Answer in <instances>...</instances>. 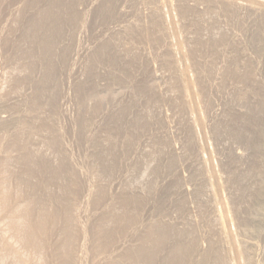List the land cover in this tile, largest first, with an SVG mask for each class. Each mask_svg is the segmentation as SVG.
Instances as JSON below:
<instances>
[{
  "label": "rangeland",
  "instance_id": "obj_1",
  "mask_svg": "<svg viewBox=\"0 0 264 264\" xmlns=\"http://www.w3.org/2000/svg\"><path fill=\"white\" fill-rule=\"evenodd\" d=\"M15 1L16 0H12V2H11L12 5L10 6L11 3H9L7 6L8 8L10 6L9 10L11 12L9 10H5V12H6V14H5L4 12H2L3 10L0 8V11L2 12V13L0 12V16L4 15V14H5V17L7 16V18L8 17L9 18L14 17L15 15L18 16L17 13L20 14V11H22L25 7V12L26 13H27V11L29 12V13H27L28 15L26 18H30V19L24 20V23L22 21H19V23H18V21H16V22L14 21L13 23L16 25H14L12 23V26L14 25L13 27L15 30H12L13 27H12V29L9 28L8 23H6L8 25L7 26L5 24L3 17H0V21L2 22V23L0 22L1 23L0 24V28H1L0 29V36H1L0 41L2 42V44H0V53H1L0 54L1 55L0 56V69H1L0 70V74H1V77H0L1 78L0 79V84H1L0 89L1 90H0V92H4V94H5L8 91L5 95H7V94H8V96L11 95L12 96V97L10 96L11 100L13 102H16L15 104L22 101V98H24L23 95L27 96L29 94V96L33 97L34 101H36L34 108L39 112L42 119L38 120V121H34V123L32 124V128H31L32 131H28V132H31L32 134L28 133V132L26 133V131H24L25 132V135H24V132H22V134H21L22 137L20 136L22 139L20 138L21 139L20 141H18V140L15 141L14 138H11L12 140L6 139L7 140L6 141L4 139L7 137H4V136H9V138H10L11 135L10 134L8 135L6 133H3V135L1 134V137H4V138H2L3 140L0 138V140H2L3 142L4 141L5 142L15 141V143L18 144L17 141L19 143H21L23 141L24 143L23 142L22 143L24 145L26 142V145H25L26 147L24 145H22V143H21V147L23 146L24 148L22 149L20 147V149L25 151L26 149L28 150L27 147H30L29 150L30 149L32 150V152L30 150L31 153L26 154L27 156L24 155L26 157H24V156L22 157V155H20L21 150L19 149V151H18L17 148L16 149L15 148L10 149L11 148L10 147L9 148L10 150L8 148L5 149L7 151L9 150L8 151L9 154L5 153V151H3L2 155L7 160V162H4V163H5V165L8 164L4 168L7 169V167H8V169H9L13 166L12 168L15 170L16 173L13 172L12 168H11L12 170L9 169L8 172L12 171L11 173H13L15 175L17 174L16 177H14V175L12 176L13 178L11 177L12 178L11 182L15 181V183H16V181H17V184H18V180L21 181V179L16 180L15 178H19L20 176L22 177L25 174L26 176L24 175L25 177H23V179H27V180H24L25 182L23 183L22 186H26L27 191L29 190L28 188H30V189H32L33 187L35 189L37 188V191H39L38 192L39 199H40V197H43L41 199L45 198V196H43L44 193L41 191V186L47 185L49 190H50L49 186H52L51 189H53L52 191H54V189L56 188V185L61 186V182H62V184L63 183L68 184V180L64 179L66 175L74 176L73 175L74 172H76L75 174H77L78 171L80 173H81V171H84L82 173L83 174L87 173L86 176L90 175L88 178L93 179V180L91 179V181H93V182H91V184L93 183V185L96 184L95 181L100 182V183L102 181H104V185H103V182L101 183V185H103V186H106V184H108V183H109L108 185H110V186L114 185L112 188L114 190H112V189L110 190L111 187L108 185L107 186L109 188L105 187L106 189H109L110 192L112 191L111 193L114 194V195L112 194L113 198L119 197L120 194L122 195V193L124 194V192L126 190L130 189L129 188L130 186H131V189H133L134 187H132V186L135 185V188L133 190H130L132 192L135 190V193H137L140 190L139 188H141L142 189V196L141 197H140L141 192L137 193L135 196H133V194H132V197H131L130 194H128L129 191L125 192V194L127 193L125 196L126 197L129 196L132 199H133V197H135L134 201L136 203L141 201V199L139 200V198H142V201L144 200V203L146 205L141 201L137 204H135V203L129 204L128 203L129 209H128L127 204H126V206H125L126 208L124 207L126 209V211H125V209H123L124 212H122L123 210L120 209V210H122L121 212L123 213L124 216H125V214L127 215V213H128V216L132 215L133 217H136L138 215L141 217V219H145V217H146L145 220H141L140 217H138V216L136 217V221L139 219L137 221V223L139 221L141 222L140 223L141 225L139 223H138V225L139 226L144 225L143 226L144 228L138 227V230L135 229L136 234H134L133 236L130 237V240H131L130 246L134 247V246L138 245V241L136 240L137 235H138V239H140L142 237L141 235L143 233V232H141V230L142 231H143V229L145 230V227H147L149 225V223L153 224L154 222H157V221L159 222V220H160V222L162 220H163L162 222H164V221L167 222V219H168V223H170V225H166V222H164L165 224L161 222V225L164 224L163 226H161L159 224L160 222L158 224L154 223L156 225H160L162 227V230H163V232L161 234L162 236H161V241L159 242V245L155 249H152V250H149V249H144V250L133 249L132 254H135L139 259L142 260V262H145L146 264L147 263H150V264H166V261H168L167 259L169 257L173 258V255L177 254L176 252L179 251L182 253V249H181L182 246L189 245V240H188L189 239V233L185 232L183 230L184 225H182V227L180 226L181 224L184 223L182 217L188 215L186 217L188 218L190 216L189 220H192L193 218H194L193 220H196V217H194V216H197V217L199 215L202 216V214H204L206 212L203 210L204 209L203 206L205 204H206L205 206H207L206 201H207V198H209V195H207V194H210V193H208L203 182H199L200 181L198 179L199 176L197 175L198 173H196V169H195L196 167L194 165V164H196V161H197L196 157H195L196 155L192 154L193 152H191V147L188 145L189 143L187 142L188 139L186 140V138H187L186 129L181 126L182 124L180 125L178 123V121H180V123H181V120L176 119L177 121H175V118H178L180 113L177 114V112H174L176 110L175 109L173 110L172 107H170L171 104L169 105V103H171V102H169L168 100H167L168 102L166 100H164L171 95L170 94L171 91L169 90V88L167 86L168 84L165 85L166 81L169 80L168 79L169 74L167 71H165V70L163 71V69L160 68L161 67V65L159 64L160 61L158 63H156L158 61L157 60L158 58H155L154 53H152L153 50L149 47L150 44H147V45H146V43L143 44V45L148 46L147 53L152 55L151 56L148 54V56L152 57L150 59V57H148L146 54L145 58L147 61L144 58V60L146 62L141 57H138L136 59V56L134 59L133 58L129 59V57H127L128 59L126 57L120 59L117 55H116V57H113L112 52L107 51L104 48V46H102V44L106 41L108 42V40H109V42H112V41L115 42L118 40L117 42H119V43L117 44V42H115V44L118 46V49L120 48L119 45H121V48H120L121 54L124 52L122 54V55H124L126 53V50L128 49V47L135 44L134 41L136 40V39L131 38V36L128 34V32L127 33L124 32V31H127V30H125L126 28H128V27H129V29L131 28V25H132L131 21L133 22V19L136 17V16H134L132 18V16H133L132 13H133V11L137 13V11L139 10L138 11L139 13H137V14H140V16L142 17V18L141 17L140 18L144 19L143 17L146 18V15H148V13L146 14V11H147L146 6L142 2L141 3L137 2L138 4L132 3V0L131 1L130 0H90V1L89 0H78V4H79L78 6H77V4L74 3L73 0H71V1L65 0L66 2L64 0H62L66 4L61 2V0H57V1L52 0L53 1L52 3H55L53 5H51L52 4L51 0H17V2H15ZM75 2H77V0H75ZM23 5H24V7L21 10V6H23ZM59 5L60 6L62 5V7H60ZM17 6L18 7L20 6L19 7L20 9ZM55 6L58 8H56ZM16 7L18 10H16L17 13L15 14L14 12H15ZM50 7H52V8L54 7L53 9L57 10V11L56 10L54 11V14H55V12L57 14H55V15L53 14L56 18L51 14L52 18H51V22H49L50 25H48V26L42 25L41 26V25H37L38 23L33 24V22L34 21L36 22L37 18L39 19L40 15H42L44 12H46V10L49 9ZM27 8H28V10H26ZM61 8H64V9L61 10ZM70 8H71V10H70ZM77 8L78 9L80 8L79 14L82 15L80 19H79L80 15L78 14ZM135 8L137 9L136 11H135ZM141 8H142V10H141ZM203 8L205 9V7L203 5L202 6L198 5V7H197L198 11L195 12V13H197V15L192 16L193 18L195 17V19H196L195 24L191 25L190 29H192L193 27H197L198 29L195 28V30L196 29L200 30V33L202 34L203 39L207 40L209 38V34L213 30L215 31V26L217 25V29L220 28L218 31H222V33L224 31V33L226 35H227V33L225 31H227L228 36L234 35L235 37H237V40H240L241 45L243 47H245L244 49H247L249 51V53H248V51L246 52V53H248L249 56L245 55L246 58L249 57L248 59H244L245 57H241L243 55H240L239 53L237 54V57H236V54L235 55L233 54L236 61H234L235 59L233 58V56L231 57L233 60H231V58H229L230 56L225 53V52H227L226 50H225V52H223V50L225 48L222 45L219 48V52H215V54L209 53V51L205 52L206 54L205 53L203 54V51H199V53L201 52L200 54L203 55V56L197 58V60L200 63L197 61V64H195L194 66L192 65L193 69L195 68L194 69L195 71H193V69H191L192 71L189 72V73H191L192 77H196V75H197V77H196L197 79H198V77H201L199 79L201 82H203L202 83L203 86H202L201 82L198 80L199 83L196 86L195 90L198 92V91H200L199 88L201 87V91H200L201 93L200 92H198V93L202 95V97L200 95V100L202 101L204 99L203 100L204 102L202 101L203 102L202 103L200 101L201 102L200 105H202V108L204 107L203 108L204 109L203 115L207 117V120H206L207 124L205 127L206 129L204 128L206 131L203 130V132L204 131L206 132L205 137L207 136L206 139H207V142L209 143L208 145H210V148L212 147L211 148L212 155H213L212 160L214 161L213 163L218 170L217 172L219 173L220 176L224 177V178L221 177L222 183L220 184V186H222V187L218 188V192L220 191V193H221V194L219 193L220 196H223L225 198V199L223 198L224 199L223 202H225L226 199H227L226 201L229 202V199L231 198L230 199L231 201L229 202V204H228V202H225V204H227L228 207H232V206H230L231 205L230 203H233L232 202L233 200H232V197L230 195H232L233 193L236 194V192L240 193L242 191V194H244V195L240 199V205L242 208H245V207H247V205H249V195L248 194L251 193V190L253 188V185L249 182L250 178H251L250 176L252 174H257V172L255 171L256 165H258L259 168L264 170V153L259 158L256 157L257 144H255L256 141H258L259 138L262 136V134H259L260 133L259 130H260L261 122L264 118V57H254L252 55L251 49L249 48V41L253 42V41H255V39L258 38V35H257L258 32L256 30H258L257 28L259 26V23L256 24L257 21H255V18H254L255 13L251 10H244V11H242L243 13H241V14L237 11H232L234 17L236 15H240V16H238L239 19L236 17V20H234V19H232L233 15H230V14H228V15L224 14L223 15L220 12L218 13V11L217 12L215 11L216 13H218V16H217V14H215V12L209 11V13L211 12L213 14V16L211 14V16L209 17L208 13H206L208 16L204 13L207 11H204ZM29 9H30V11H29ZM66 9L70 10L69 11L70 13L65 11ZM73 9H75V13H76L74 17H73L74 14L73 15L71 14V13H73L72 11H74ZM63 11L65 12L64 14H63ZM119 11H120L121 15L127 14V16L122 15L123 19L120 18L121 15H118ZM25 12L23 11L24 14H26ZM30 12H31V14H30ZM40 12H41V14H40ZM114 12H115V14H114ZM234 12H236V13H234ZM11 13H12V16H11ZM32 13H34L33 18L36 20H34V19L31 20V17H29L30 15H32ZM37 13L40 15H37ZM130 13H131V15H130ZM136 13H134V15H137ZM144 13H145V16H142V15H144ZM174 13H176L175 10H173V14ZM202 13H204V15L209 17V19L208 18H207L208 20L205 19L204 17H206V16L202 15ZM230 13H231V11H230ZM35 14L37 15V18H36ZM21 15H22V13H21ZM57 15H59V16H57ZM78 15H79V17H78ZM114 15H117V17L114 18L115 17ZM192 15H195V14H192ZM198 15H201L200 16L201 19H200V17H197ZM68 16H69V18H67ZM112 16H113V18H112ZM130 16H131V18H130ZM221 16H222V18H221ZM57 17L62 18V20L60 21V19H57ZM71 17L74 20L73 21L70 20L71 22L68 21L69 22V24H68L67 21H65V20L71 19ZM75 17H76V19H75ZM174 17L177 18L178 15H177V17L176 16H174ZM228 17L231 18L232 20L229 19ZM53 18H55V19H53ZM83 18H86L87 20L83 19ZM118 18H120L123 22ZM77 19H79V20H77ZM115 19H118L120 23L118 22V20H116V22H115ZM125 19L128 20V21H126L127 23L125 22ZM76 20H77V22H76ZM179 20H180V18L178 17L177 21L179 22V24L181 23L180 31H179V37L181 36L180 39H183V38L185 39V37H182V36L185 35L184 32H187L186 30L188 29L187 28L188 25H185L187 22L182 23L181 20L180 21ZM209 20H210V23L212 22V24H209L207 27L206 24H208V23L205 21L209 22ZM253 20L255 21V23ZM31 21H32V23H31ZM81 21L87 22V23H83V22L81 23ZM213 21H215V22H213ZM232 21H233V23H232ZM59 22L62 24H59ZM72 22H73V24H72ZM77 23L78 24L80 23V24L78 25ZM84 24H85V27L83 26ZM115 24H116V26H115ZM117 24H119V25H117ZM120 24L121 25L123 24L122 26L126 25L125 29H123L122 26H120ZM127 24H128V26H127ZM183 24L185 26L184 28H183ZM203 24H205V25L201 26ZM19 25H21V27ZM67 25H68V27H66ZM60 26H64V27H62L63 29ZM73 26H75V28ZM119 26H120V28H118ZM205 26L208 29H206ZM181 27H182V30H181ZM202 27H205V29H203ZM5 28L8 32L5 30ZM116 28H118V30ZM8 29L11 30L10 33H12V34L9 33ZM74 29H76V30H74ZM114 29H116L117 32ZM121 29H123L124 31H122ZM60 30L64 31V33L61 32ZM193 30H194V28H193ZM193 30H191V31H193ZM13 31H15V32H13ZM218 31L217 32L215 31V32L218 33ZM100 32H102V33H100ZM194 32L195 31H193V34H194ZM215 32H214V34H216ZM104 33H106L105 34L106 36L109 35V36H107L108 38L106 36H104ZM124 33H126V34H124ZM4 34H6V35H4ZM102 35H103V37H102ZM112 35L113 36L115 35V38L111 37ZM96 36H97V39L95 38ZM129 37H130V39H129ZM113 38H114V40H113ZM99 40H101V42H103V43L99 42ZM102 40H104V41H102ZM126 41L127 42L131 41L132 43L133 42L134 43L131 44V42H130V44H131L130 45L129 43L127 44ZM3 42H4V44H3ZM73 43H74V45H73ZM125 43H126V45H124ZM104 44H105V47L107 48L106 43H104ZM246 44H248V45H246ZM72 46H73V48H72ZM221 47H223V48L221 49ZM102 49H104L105 51L104 50L102 51ZM122 50H123V52H122ZM223 54H226V55H223ZM208 55L210 56V59H209ZM73 56H74V58H73ZM75 56H77L76 58L78 60L75 59ZM128 56H132V55H128ZM204 57H205V59H204ZM68 59L69 60L75 59L76 61H79V62L75 63V60H73V61H71V63H73V64H71ZM80 59H81V61H80ZM153 59H154V61H153ZM242 59H244V60H242ZM152 61H153V64H152ZM206 62H208V63L210 62L209 63L210 65ZM226 62H227V65H226ZM229 62H232L235 65H233ZM145 63H146V65H145ZM245 63H247V65H245ZM3 65H4V67H3ZM199 66H200V68H199ZM225 66H228V67H225ZM68 67H70V68H68ZM151 67L152 68L155 67L154 70ZM157 67H158V69H157ZM192 67H189V68H192ZM3 68H4V70H3ZM68 70L72 71V72H69ZM149 70H151V71H149ZM201 70L203 71V73ZM8 71L10 73H8ZM218 71H220L221 73ZM195 72H196V75H193V74H195ZM235 72H237V73H235ZM71 73L73 74V76H71ZM74 73H75V75H74ZM199 73H200V75L201 74L202 75L200 76ZM216 73H217V76H216ZM151 75L154 77L152 78ZM10 77H12V78H10ZM13 77H16L15 78L16 80H18L19 78L21 79L23 77L26 78V80H25L26 82H20V83L18 82L17 83V88H18V90L20 89L19 91L16 90L17 89L16 86H15V90H14V88L13 89H11V87L9 88V86L12 83ZM204 80H207V82L206 81L204 82ZM23 83H25L24 84L25 86H23ZM161 83L164 85H162ZM168 83H169V81H168ZM204 83H207V84H204ZM19 85L21 88L22 87L23 88L22 89L19 88ZM166 86L168 89L165 88ZM5 87L8 88V90ZM163 89H164V92L162 91ZM11 90L12 91L14 90V91L12 92ZM222 90H224V91H222ZM214 91H215V93H213ZM162 92L164 95L162 94ZM24 93H26V94H24ZM125 94L126 95L128 94V97L125 98V96H126ZM158 94L160 96L162 95L161 98L162 99L164 98V99L163 100L161 99V101H160V98L157 97ZM166 94L168 97L166 96ZM168 94H170V95H168ZM154 95H156V96H154ZM203 95H204V97H203ZM29 96H27V99L29 98ZM122 96H123V98H120ZM209 97H211V98H209ZM90 98L91 99H100V100H108L111 98L112 99L120 98L121 101H120V104H118V106L116 108L114 107V108L108 110L107 112L98 113L96 115V114H93L91 112V110L85 109L84 104L82 106L83 102L85 104L90 103V101H92V100H89ZM154 99L157 101H155ZM146 101L148 102V104L146 103ZM165 101L168 104L165 103ZM208 101H209V103H208ZM15 104H13V105H15ZM157 104L159 106H157ZM59 105H61V108ZM62 105H63V107H62ZM6 108H11V107H6ZM207 108H209L210 110H208ZM11 109L13 110L14 115H12L13 112H10ZM11 109H10V111L7 110V112H5L6 116H5L4 111H3V114L1 113L2 115L0 116V118L4 119V118H7V116L10 117V116H15V114L17 115L18 112L13 108H11ZM149 110L151 111L150 113H149ZM61 111L62 112L64 111L66 116H63L65 114L63 112V115H62ZM83 111H85L86 114ZM145 111H147L149 114V115L148 114L146 115V118L144 115ZM147 112H145V113H147ZM158 112H160V113L157 114ZM163 113H165V115ZM57 114H59V119L58 118L55 119V123L57 125L56 128L59 127L58 130L60 129L59 131L61 132V134L64 133L63 135H61L62 136V137H60L61 141L59 140V142L60 143L62 142L66 146H64L62 143H61V145H63V146H61L60 143L59 142L56 143L55 139H54V133H56V132H54L55 130L53 131V129H52L55 127L52 124V118L55 116L57 117L58 116ZM150 115H152V116H150ZM61 116H62V118H61ZM163 116L164 117L167 116V117L164 119ZM147 117H148V119H147ZM180 118H181V116H180ZM153 119H154V121H153ZM167 119H168V121H170V119H173V120H171L168 123V121L166 122ZM56 120H57V122H56ZM144 120L146 122H144ZM61 122H62V125H61ZM143 122L145 123V125L143 124ZM176 122H177V125H176ZM140 123L142 124V126ZM134 124H136V127L134 126ZM166 124H168V125H166ZM60 125H61V127H60ZM164 125H166L168 127H166ZM173 125L174 126L176 125V126L174 127ZM62 126H63V128H62ZM137 126H139V128L141 129L140 132H138V133H137V131L139 130V128ZM132 128H134V129H132ZM179 128H181V129H179ZM61 129H63V131H61ZM211 129H213V130H211ZM107 130L108 131L113 130L115 133L118 131V133H116L115 136L117 138L116 141L117 142L120 141V142L119 143L116 142L117 144L115 147L117 149H115V147L112 146L109 149L105 148V150L102 151V149H101L102 146L100 144L103 141H102V139L99 138V136L103 137L104 135H106L108 133V132H106ZM130 130H131V132L134 130V132H132L133 133L132 136L129 135V133L131 134ZM33 131H35L36 133H34ZM144 131H146V132H144ZM100 132H101V135H99ZM124 132L128 133L127 135H129V137L126 136ZM262 132H264V128H263ZM104 133H106V134H104ZM135 133H137V135H139V136H136ZM143 133L144 134L146 133V134L143 135ZM166 133H168V134H166ZM171 133H173V134H171ZM216 133L218 134V136ZM33 134H34L35 139H31V136ZM39 134L42 137L43 136L45 137V138L43 137L44 141L42 140L41 136L39 138L40 140H38L37 135H39ZM122 134H124L126 136V138ZM134 134H135V136H134L135 140H133ZM177 134H179L180 139H179ZM181 134H182V137H181ZM202 134L203 133L201 132V135ZM27 135H29V136H27ZM173 135L174 136L176 135V136L174 137ZM213 135H215V136L213 137ZM263 135H264V133H263ZM170 136H171V138H169ZM202 136H204V134ZM28 137H29V139H28ZM123 137H124V140H123ZM130 137H132L131 139L133 142L137 143V144L134 143L135 145L132 146V144H130L132 142H130L129 146L131 148H129V146L127 144H125L126 142L128 143V141L131 140ZM149 138H151V139H149ZM142 139H143V144H142V142H140V141H142ZM182 139H184L185 141ZM45 140H46V142L48 141L47 143L50 145H46L47 143L45 142ZM121 140H123V141H121ZM145 140H147L148 142L151 141L152 143L151 142L148 143ZM263 140H264V138L261 140V142H263L262 148H264V141ZM2 141H0L1 144L3 146L6 145V143L5 142L3 143ZM28 141H30V142L33 141V143H34V141H36L37 144L35 143L36 145L35 144L33 145V144H30V142H28ZM159 143L161 146H163V150H162V148H159V146H158ZM178 143H180V144H178ZM58 144L61 147L58 146ZM124 144H125V146H123ZM151 144H155V145H151ZM15 145H13L12 147H15ZM29 145H31L32 148ZM45 145L49 146V147H46ZM126 145L128 146V148H126V150H125V147H127ZM136 145L137 146L140 145L139 148L136 147ZM141 145H144V146H141ZM35 146H37V147H35ZM38 146H40L41 148H44V149L41 150V148H39ZM96 146H97V148H96ZM118 146L120 147V149ZM151 146H154L155 148L151 147ZM184 146H185V148H184ZM16 147H17V145H16ZM59 147H60V149H59ZM64 147H66V150H63V151H66V153L65 152L64 153L69 155V156H67L66 160H65L64 154L61 153V151H59V150L64 149ZM134 147H136L137 149H135ZM142 147H145V149L150 148L148 151L152 152L151 155L153 154V156L155 154V151H153L152 148H154L156 150L155 156L157 157V159H156V157L154 159V157L152 156L153 160L152 159L149 160L151 158V157H149L150 154L149 155L146 154V157L149 158V159H147L148 161H146V157H144L145 154H142L140 151L142 149ZM48 148H51V149H48ZM157 148H159V151H157ZM33 149H35V154L33 152L34 151ZM123 149H124V151H122ZM129 149H131V150H129ZM132 149H134V150H132ZM172 149L174 150L175 154L172 152L173 151ZM12 150H15V151H12ZM136 150H138V151H136ZM116 151H117V154L115 153ZM10 152L11 153L15 152L14 155L16 153H19L16 155L19 157V160H21V161L19 162L18 157H17V159L16 158L12 159L11 158L12 156L13 157H16V156H14L13 153L11 154ZM124 152H126V154ZM133 152L135 153L134 155H132ZM233 152L239 153V155L242 154L241 156H243V158H238L236 160L233 159V157H232ZM10 155H11V157H10ZM135 155H137V156H135ZM161 155H162V157H160ZM5 156L10 157V158H6ZM20 157H22V159ZM174 158H176V159H174ZM257 158H258V160H257ZM15 159H16V162H15ZM136 159L138 160V162L135 161ZM142 159H144V160H142ZM194 159H195V161L193 162ZM9 161L12 164L8 163ZM132 161L135 163H138V164L139 163L143 164V161H146V162H148V163L144 162L146 165L150 164V162L152 165L151 164L147 165L148 166V169H147V166L145 164H143L142 168H144L146 166L145 168L147 170L145 171V173H146L145 175H143V174L141 175V172H140L142 170V168L140 167L141 164H139V165L136 164V166L141 169L139 171H136L135 169L137 167L136 166H135V168L133 167ZM255 161H256V163H255ZM261 161L263 164L261 163ZM192 162H193V164H192ZM135 163H134V165H135ZM15 164H17V165H15ZM18 165H20V166L23 165V167H20ZM14 166H16L17 168L19 167L17 171H16V167L14 168ZM74 166L76 168H74V170H73L72 167H74ZM78 168L81 171L78 170ZM22 169L24 171L25 170H27V171L24 172V171H22ZM71 169H72V171H71ZM152 169H154V170H152ZM21 171L24 174H22ZM137 172L138 173L140 172V174H139V176L141 175L140 177L138 176ZM71 173H72V175H71ZM133 173H135V175L137 173L136 178L138 180L140 179V181H142L141 177L145 176L146 179H144L145 177L143 178V181L144 180L145 181L144 182L137 181V179L135 178V175ZM152 173L155 175H153ZM151 176L152 177L155 176V177L152 178ZM119 177H121V178H119ZM127 177H129V178L131 177V179L129 180V178H128L127 180H125ZM194 177H196V180ZM99 178L101 179V181ZM150 178H152V179H150ZM162 178H163V180H162ZM225 178H227L229 182L228 181L226 182L224 180ZM63 179H64V181H63ZM111 179H113V180H111ZM232 179H233V182L231 181ZM65 180H66V182H65ZM134 180H136L138 182V184ZM105 181H107V183ZM111 181H113V184ZM123 181H125V182H123ZM149 181L153 182V183H150ZM243 181H244V184H243ZM139 182L142 183L141 184L142 186H143V184L145 185L144 189L141 187ZM185 182H187V183H185ZM192 182H194V183H192ZM248 182H249V186L247 187L246 184ZM15 183L14 184L11 183V186L14 185L13 186L14 189H12L13 187H11V191L15 190V188H16ZM148 183H150V184H148ZM201 183L203 185H201ZM151 185H152V187H151ZM63 186H65V185H63ZM123 187H125V188H123ZM240 187L242 190H240ZM119 188L121 190H119ZM228 188H229V190H228ZM231 188H232V190H231ZM136 190H137V192H136ZM222 191L224 194L222 193ZM229 192H231L232 194H230ZM263 193H262L261 201H260V199H259V201L261 203V208L264 210V195H263ZM138 194H139V197H138ZM144 195H146V197H145L146 199L143 197ZM109 196H111V195L107 194V197H109ZM201 196L202 197L204 196V197L202 198ZM111 198H112V196H111ZM135 199H137V200H135ZM197 200H198V202H200V201L202 202V200L203 201L206 200V201L202 202L201 204L199 203V205H198ZM191 201L192 202L194 201L193 203H195V204L193 205V203ZM109 202H106L107 204L106 203L103 204L104 208L101 207V209L103 208L102 209L103 211H104V209H106L105 207H107V206L110 207L115 203V201L113 202V199H112V205H110L111 203L109 204ZM115 204H117V201ZM105 205H107V206H105ZM234 205H236V204H234ZM136 206H137V208H136ZM194 207H196V208H194ZM197 208H198V211L196 210ZM200 208H202V211H204L203 213H202ZM102 210L100 212H102ZM189 212L191 213V215ZM255 212H256V209L254 208V210H253V212H251V214H252V219H254L255 221L253 223L249 224V226H248V230H250L251 232H254V231L256 232L257 230H259L258 226H257V218H259V215L255 214ZM198 218H200V220H198ZM198 218L196 221L193 222V224H195L194 230L197 229V231H194V233L196 232L195 234H197V232H198L197 235H199V233H200V235H202L207 230V228H205V227H207L206 225L209 222L207 219L203 220L202 217H200V216ZM147 219H149L151 221H149ZM155 220H157V221H155ZM179 222H181V223H179ZM195 222L199 223V227L197 226L198 223H195ZM200 224H202V227H200L201 226ZM204 224H205V227H203ZM138 225H136V227ZM202 228L206 229L205 231L203 229V231H204L203 233H202V231H200V229L202 230ZM138 231H140V232H138ZM201 241L203 242L204 240H201ZM201 244H203V243H201ZM203 245H206V243ZM19 249H20V247H19ZM146 255H150L151 256L150 259H148L146 257ZM9 258H11V257H9ZM181 258L184 260L185 255L183 254ZM186 259H189V255H187V254H186Z\"/></svg>",
  "mask_w": 264,
  "mask_h": 264
},
{
  "label": "bare ground",
  "instance_id": "obj_2",
  "mask_svg": "<svg viewBox=\"0 0 264 264\" xmlns=\"http://www.w3.org/2000/svg\"><path fill=\"white\" fill-rule=\"evenodd\" d=\"M55 1H57V0H55ZM73 1H74L75 4H77V6L79 5L78 4V0H77V2H75V0H73ZM11 2H12V0H0V8L3 10L2 12H4L6 14L5 10H9L10 6L12 5ZM15 2H17V0ZM52 2L53 1L51 0V3ZM61 2H63V1L61 0ZM65 2H63V3H65ZM137 2H139V3L142 2L146 6L147 11H148V12L146 11V14L148 13V15H146V18L143 17L144 19H141L142 17L140 16V14H137V13H139L138 12L139 10L137 11V13L133 11V13L131 12L133 14L132 18L134 16H136V17L133 19V22L131 21V24H132V25L130 24L131 28L129 29V27H128V28L125 29L126 25L122 26L123 24L122 25L120 24V26H122L123 29L127 30V31H124L123 29H121L122 31H124L126 33L128 32V34L131 36V38L136 39L134 41L135 44H133L134 42L132 43L130 41L131 44H133V45H131L130 42L126 41V43L127 44L129 43L131 46L128 45L129 46L128 49H127L128 51L126 50V53L124 55H122L124 53L123 52L124 49L122 50L123 53L121 54V50H120L121 45H119L120 48L118 49V46L115 44V42H117L118 40L115 41V42H113V41L109 42V40H108L109 43L107 41L104 42V43H106L107 48L105 47V44L103 42H101V40H99V42L103 43L102 46H104V48L107 51L112 52L113 57H116V55H117L120 59L124 58V57H126V58L129 57V59L130 58L134 59L135 56H136V59L138 57H141V58H143V60L146 57V54H147V56L149 54V53H147L148 46H146V45L150 44L149 47L153 50V52L152 51L151 52L154 53L155 58H158L157 59L158 61L156 63H158L160 61V63H159L161 65L160 68H162L163 71L164 70L167 71L168 74H169L168 75L169 76L168 77L169 83H168V81H166L165 85L168 84L167 86H168L169 90L171 91V93H170L171 95L168 94V95H170L168 97L167 94H166V96L168 98L165 97L166 99H164V98L163 99L166 100V101L168 100L169 102H171V103H169V105L171 104L170 107H172L173 110L174 109L176 110L174 112H177V114L178 113L181 114V115L179 114L178 118H175V121H177L176 119L181 120V123H180V121H178V123L180 125L182 124L181 126L186 129V134H187L186 140L188 139L187 142L189 143L188 145L191 147V152H193L192 154L196 155L195 157H196L197 161H196V164H194V165L196 167L195 168L196 169V173H198L197 175L199 176L198 177V179L200 180L199 182H203V184L205 185L208 193H210V194H207V195H209V198H207V201L205 200L206 203H207V206H205L206 205L205 203H204L205 204L204 206L202 205L204 207L203 210L206 211V212L204 214H202V216L199 215L200 217H202L203 220H206V219L208 220L209 223H207V225H206L207 227H205V224L203 226V227L207 228V230L205 228H202V230L200 229V231H202V233L206 230L202 235H200V233H199V235H197L198 232H197V234H195L196 232L194 233V231H197V229L194 230V225L195 224H193V222L196 221L199 216L198 217L194 216V217H196V220H193L194 219L193 218L192 219L193 221L189 220L190 216L188 218L186 217L188 215L182 217L184 223L181 224L180 226L182 227V225H184L183 226L184 227L183 230L185 232L189 233V239H188L189 240V245L182 246V248H181L182 249V253L178 251V252H176L177 254L173 255V258L169 257L167 259L168 261H166L165 259L164 260L166 261V264H264V210L261 208V203H260L261 197H262V193L264 192V170L259 168L258 165H256L255 166V171L257 172V174H252L250 176L251 178H250L249 182L253 185V188L251 190V193L248 194L249 195V205H247V207L242 208L241 205H240V199L244 195V194H242V191L240 193L236 192L237 195L234 194V193L232 194L231 192H229L230 194H232V195H230L232 197V200H233L232 201L233 203H230L231 204L230 206H232V207H228L227 204H225V202H228V201H226L227 199L225 200V202H223L225 198L223 196H220V194H221L220 191L218 192V188L222 187V186H220V184L222 183V179H221L222 176L219 175V173L217 172L218 170H217L216 166L213 163L214 161L212 160V156L213 155H212V150H211L212 147L210 148V145H208L209 143L207 142V139H206L207 136L205 137V133H206L205 132L206 131L205 127H206V124H207V121H206L207 117L203 115V110H204L203 108L204 107L202 108V105H200V103L204 100V99L202 101L200 100V95L201 94L198 93V92L201 91V87L199 88L200 91L197 92L195 90L196 86L199 83L198 80L200 81L199 78H201V77H198V79H197L196 78L197 77L196 72H195V74H193V75H196V77H192L191 73H189V72L192 71L191 69H193L192 65L194 66L195 64H197V61H198L197 58L203 56V55L200 54L201 52L199 53V51H203V54L205 52H207V51H209V53H214L215 54V52H219V48L222 45L225 48L223 50V52H225V50H226L227 52H225V53L230 56L229 58H231L233 56V54L234 55L236 54V57H237V54L239 53L240 55H243L241 57H245V55L247 56L248 53H249V51L247 49H244L245 47H243L241 45L240 40H237V37H235L234 35H233L234 37L232 35L228 36V32L227 31H225L227 33V35L224 33V31H223V33H222V31H218L220 28L217 29V25L215 23H214L216 25V26L214 25L215 26V31L216 32L218 31V33H216L213 30L209 34V38L207 40L203 39L202 34L200 33V30H197L198 29L197 27H193L192 26L194 28V30H193V28L190 29V26L195 24V20L196 19H195V17L193 18L192 16H196L197 15V13H195V12L198 11V9H197L198 5L199 6L203 5L205 7L206 10L204 8L203 9H204V11H207V12H204V13L205 14L208 13L209 17L212 14L211 12L209 13V11H212V12H215V11L217 12L218 11V13L220 12L223 15L224 14L225 15L226 14L227 15L228 14L233 15L232 11H237L240 14L243 13L242 11H244V10L253 11L255 13L254 14L255 21H257L256 24L259 23V26L257 28L258 30H256L258 32L257 33L258 38L256 37L257 39H255V41H253V42L249 41V48L251 49L252 55L254 57H264V0H134V1L132 0V3L136 4ZM9 3H11V4H10V6L8 8L7 6H8ZM53 4H55V3H52L51 5H53ZM17 7H16L15 12H14L15 14L17 13L16 10H18ZM23 7H24V5L21 6V10L23 9ZM60 7H62V5ZM28 8L26 10H28ZM53 8L50 7L49 9H47L48 11L46 10V12H44L42 15H40L41 12H40V14L37 13V15H40L39 19L37 18V15L35 14L37 20L33 18V15L35 13L34 11H33L34 13H32V15H30L29 17H31V20L32 19L36 20V22L34 21L33 24L38 23L37 25H41V26L42 25H47L48 26V25H50L49 22H51V18H52L51 14L53 15L54 11L56 10V9L54 10ZM56 8H58V7H56ZM142 8H141V10H142ZM30 9H29V11H30ZM63 9L64 8H61V10H63ZM79 9L77 8L78 14L80 13ZM70 10H71V8H70ZM70 10L66 9L65 11L69 12ZM73 10L74 11H72L73 13H71V14L72 15L74 14L73 15V17H74L76 13H75V9H73ZM136 10L137 9L135 8V11ZM173 10H175L176 13L173 14ZM23 11L25 12V7H24V9L22 11H20V14L17 13L18 16L15 15L14 17H11V18L8 17L7 18V16L5 17V14H4V15H1L0 17H3V19L5 21V24L8 23L9 28L12 29V27L14 25H16V24L13 23L14 21L15 22L18 21V23H19V21H22L24 23V20L30 19V18H26L27 15H28L27 13H29V12L27 11V13L25 12L26 14H24ZM230 11H231V13H230ZM216 12H215V14H217V16H218V13H216ZM21 13H22V15H21ZM64 13L65 12L63 11V14ZM131 13H130V15H131ZM134 13H136L137 15H134ZM204 13H202V15H204ZM234 13H236V12H234ZM30 14H31V12H30ZM55 14H57V13L55 12ZM114 14H115V12H114ZM192 14H195V15H192ZM79 15H78V17H79ZM118 15H121L120 11H119ZM122 15H121L120 18H122ZM125 15L127 16V14H125ZM125 15H123V16H125ZM173 15L176 16V17L178 15V17L180 18L181 22L182 23L187 22L185 25L189 26V27L187 26V28H188L186 30L187 32H184L185 35L182 36V37H185V39L183 38L184 40L180 39L181 36L179 37V31H180L181 23L179 24V22L177 21L178 17L175 18ZM206 15H204V16H206ZM11 16H12V13H11ZM57 16H59V15H57ZM69 16L67 18H69ZM81 16L82 15H80L79 19L81 18ZM114 16H115L114 18L117 17V15H114ZM142 16H145V13ZM200 16L201 15H198L197 17H200ZM207 16L204 17V18L205 19H207V18L209 19V17H207ZM212 16H213V14H212ZM238 16H240V15H236L235 17L233 15L232 19L236 20V17L239 19ZM55 18H53V19H55ZM112 18H113V16H112ZM120 18H118V19H120ZM130 18H131V16H130ZM221 18H222V16H221ZM57 19H60V21L62 20V18H58V17H57ZM75 19H76V17H75ZM79 19H77V20H79ZM83 19H86V18H83ZM118 19H115V22ZM200 19H201V17H200ZM229 19H231V18H229ZM70 20L73 21L74 19H72V17H71V19H68V20H65V21H67V23L69 24L68 21H70ZM77 20H76V22H77ZM126 21H128V20L125 19V22ZM255 21H254V23H255ZM82 22L83 21H81V23ZM118 22H119V20H118ZM205 22L208 23V24H206L207 27H208L209 24H212V22L210 23V20H209V22L208 21H205ZM213 22H215V21H213ZM12 23L14 24L13 26H12ZM31 23H32V21H31ZM83 23H87V22H83ZM232 23H233V21H232ZM59 24H62V23L59 22ZM72 24H73V22H72ZM128 24H127V26H128ZM117 25H119V24H117ZM204 25L205 24H203L201 26H204ZM19 26L21 27V25H19ZM83 26L85 27V24ZM115 26H116V24H115ZM120 26L118 28H120ZM60 27L62 28L64 26H60ZM66 27H68V25ZM73 27L75 28V26H73ZM184 27L185 26L183 24V28ZM205 27H202V28L205 29ZM207 27H206V29H208ZM118 28H116V29L118 30ZM195 28H197L196 29L197 31L195 30ZM116 29H114V30L116 31ZM5 30H6V28H5ZM12 30H15L14 27H13ZM74 30H76V29H74ZM181 30H182V27H181ZM191 30L195 31L194 34H193V31H191ZM10 31L11 30H9V33H10ZM13 32H15V31H13ZM61 32L64 33V31H61ZM102 32H100V33H102ZM214 32L216 34H214ZM126 33H124V34H126ZM10 34H12V33H10ZM105 34L106 33H104V36H106ZM4 35H6V34H4ZM107 36H109V35H107ZM102 37H103V35H102ZM111 37L115 38V35L114 36L112 35ZM95 38L97 39V36ZM114 38H113V40H114ZM129 39H130V37H129ZM102 41H104V40H102ZM118 43L119 42H117V44ZM126 43L124 45H126ZM144 43H146V45H143ZM0 44H2V42ZM3 44H4V42H3ZM73 45H74V43H73ZM246 45H248V44H246ZM72 48H73V46H72ZM222 48L223 47H221V49ZM103 50L104 49H102V51ZM247 51H248V53H246ZM226 54H223V55H226ZM128 55H132V56H128ZM149 55H151V54H149ZM76 57L77 56H75V59L78 60ZM148 57H150V56H148ZM73 58H74V56H73ZM151 58L152 57H150V59ZM233 58H234V56H233ZM248 58L245 57L244 59H248ZM75 59H73V60H75ZM204 59H205V57H204ZM209 59H210V56H209ZM244 59H242V60H244ZM73 60L70 59L69 62L71 63V61H73ZM76 60H75V63L79 62V61H76ZM145 60H146V58H145ZM231 60H233V59L231 58ZM80 61H81V59H80ZM153 61H154V59H153ZM153 61H152V64H153ZM234 61H236V59ZM206 63H208V62H206ZM229 63L235 65L234 64L235 62L234 63L229 62ZM71 64H73V63H71ZM145 65H146V63H145ZM226 65H227V62H226ZM245 65H247V63H245ZM3 67H4V65H3ZM189 67H192V68H189ZM225 67H228V66H225ZM68 68H70V67H68ZM154 68H152V69L154 70ZM199 68H200V66H199ZM157 69H158V67H157ZM194 69H193V71H195ZM3 70H4V68H3ZM9 71H8V73H10ZM149 71H151V70H149ZM220 71H218V72H220ZM69 72H72V71H69ZM202 73H203V71H202ZM235 73H237V72H235ZM74 75H75V73H74ZM199 75H200V73H199ZM71 76H73L72 73H71ZM216 76H217V73H216ZM0 77H1V74H0ZM153 77L154 76H152V78ZM10 78H12V77H10ZM15 78L16 77H13L12 83L10 82L11 85L9 84L10 85L9 88L10 87H11V89L14 88V90H15V86L17 88V83L18 82L19 83L20 82H26L25 81L26 80L25 77H23L21 79L19 78L18 80H16ZM205 81L207 82V80H204V82ZM202 83L203 82H201V85H202ZM24 84L25 83H23V86H25ZM204 84H207V83H204ZM162 85H164V84H162ZM167 86L165 88H167ZM19 88H21L20 85H19ZM6 89L8 90V88H6ZM16 90H18V88ZM162 91L164 92V89ZM222 91H224V90H222ZM163 92H162V94H163ZM213 93H215V91ZM5 94H4V92H0V116L3 114V111H4V114H5V112H7V110L10 111L11 108L15 109L19 114L17 113V115L15 114V116H10L11 114L8 112L10 114L9 115L10 117L7 116V118H4V119L0 118V138L2 139L4 137H7L4 140H6V139L12 140L11 138H14L15 141L16 140L20 141L22 139L21 138L22 137L21 136L22 132L26 131V133H27L28 131H32L31 128H32V124L34 123V121L41 120L42 118H41V115L39 114V112L34 108V105H35L36 101H34V98L29 96V94L27 95V96H29L28 99H27L26 95H23L24 98H22V101H20L17 104H15L16 102H13L11 100V97H12L11 95H10L11 96L10 97V96H8V94L7 95H5ZM24 94H26V93H24ZM154 96H156V95H154ZM161 96L159 94L157 95V97L160 98V101L162 99ZM126 97H128V94L125 96V98ZM201 97H202V95H201ZM203 97H204V95H203ZM120 98H123V96L120 97ZM120 98H117V99H112L111 98V99H108V100H100V99H91L90 98L89 100H92V101H90V103H87V104H85L83 102L82 106L84 104V108L85 109L91 110V112L93 114L97 115L98 113L107 112L108 110H110V109H112L114 107L116 108L118 106V104H120V101H121ZM209 98H211V97H209ZM155 101H157V100H155ZM166 101H165V103L168 102V101L167 102ZM146 103L148 104L147 101H146ZM208 103H209V101H208ZM13 104H15V105H13ZM59 106L61 108V105H59ZM157 106H159V105L157 104ZM6 107H11V108H6ZM62 107H63V105H62ZM207 109L210 110L209 108H207ZM10 112H13V110L11 109ZM63 112H62V115H63ZM83 112L86 114L85 111H83ZM145 112H147V111H145ZM145 112H144V115H145V118H146V115L148 114V112L147 113H145ZM150 112L151 111L149 110V113ZM159 113L160 112H158L157 114H159ZM64 114H65V112H64ZM163 114L165 115V113H163ZM12 115H14V112H13ZM57 115H58L57 117L55 116V117L52 118V124L55 126L52 129H53V131L55 130L54 132H56V133H54V139H55L56 143L59 142L60 137H62L61 135L64 134V133L61 134V132L59 131L60 129L58 130L59 127L56 128L57 125L55 123V119L56 118L59 119V114H57ZM5 116H6V114H5ZM63 116H66V114L63 115ZM150 116H152V115H150ZM180 116H181V118H180ZM166 117H164V119ZM61 118H62V116H61ZM147 119H148V117H147ZM145 120H144V122H146ZM171 120H173V119H170V121ZM153 121H154V119H153ZM167 121H168V119L166 120V122ZM170 121H168V123ZM56 122H57V120H56ZM62 122H61V125H62ZM144 122H143V124L145 125ZM61 125H60V127H61ZM166 125H168V124H166ZM166 125H164V126H166ZM176 125H177V122H176ZM134 126L136 127V124H134ZM141 126H142V124H141ZM137 127L139 128V126H137ZM166 127H168V126H166ZM62 128H63V126H62ZM181 128H179V129H181ZM263 128H264V118H263V120L261 122L260 130H259L260 131L259 134H262V136L255 143V144H257L256 157H258V158L264 153V148H262V143L263 142H261V140L264 138V135H263L264 132H262ZM132 129H134V128H132ZM213 129H211V130H213ZM113 130H109V131L107 130L106 132H108V133L107 134L104 133L106 135H104L103 137L99 136V138L102 139V141H103L100 144L102 146V148L100 147L102 149V151L105 150V148L109 149L112 146L115 147L116 144L120 142V141H118V142L116 141L117 138L115 136L116 133H118V131L115 133ZM131 130H130V132H131ZM140 130L141 129L139 128L137 133L140 132ZM203 130H205V131L203 132ZM61 131H63V129H61ZM33 132L36 133L35 131H33ZM132 132H134V130ZM132 132H131V134L129 133L130 136H132V134H133ZM144 132H146V131H144ZM201 132L204 134V136H202L203 134L201 135ZM3 133H6L8 135L10 134L11 137L10 138H9V136L1 137V134L3 135ZM28 133H31V132H28ZM137 133H135L136 136H139V135H137ZM168 133H166V134H168ZM127 134L128 133H125V135L129 137V135H127ZM135 134L133 135V140H135L134 139L135 138L134 137ZM145 134L143 133V135H145ZM171 134H173V133H171ZM24 135H25V132H24ZM99 135H101V132H100ZM122 135H124V134H122ZM125 135H124V137L126 138ZM177 135L179 137V134H177ZM27 136H29V135H27ZM32 136H31V139H35L34 138V134ZM40 136H41L40 134L37 135L38 140H40L39 139ZM214 136L215 135H213V137ZM217 136H218V134H217ZM43 137H42V140L44 141L45 137L44 138ZM124 137H123V140H124ZM181 137H182V134H181ZM131 138L132 137H130V139ZM169 138H171V136ZM28 139H29V137H28ZM149 139H151V138H149ZM179 139H180V137H179ZM2 140H0V141H2ZM123 140H121V141H123ZM182 140H184V139H182ZM15 141H13L14 143L13 142H5L4 141L6 143V145H4V146L0 142V264H146L145 262H142V260L139 259L135 254H132V250L133 249H141V250H144V249H149V250L155 249L159 245V242L161 241V236H162L161 234L163 232L161 226H163L165 224L164 222H166V221L162 222L163 221L162 220L161 222L164 223V224L161 225L160 220H159L160 223L157 220H155L157 222H154V223H157V224L159 223L161 226L160 225H156L154 223L153 224L149 223V225L147 227H145V230L143 229V231H142L140 229L141 232H143V233H142V235H141L142 237L140 239H138V235H137L136 240L138 241V245H136L134 247L130 246V241H131L130 237L133 236L134 234H136L135 233V229L138 230V227L144 228L143 227L144 225L143 224H142L143 226H139L138 225V223L139 224L141 223L140 221L137 223V221L139 219L136 221V217L138 215L136 217H133L132 215L128 216V213H127V215L125 214V216H126L125 217L122 212H124L123 209L126 208L125 207L126 204H127V207H128V203L129 204H131V203L137 204V203L142 201V198H139V200L141 199V201L136 203L134 201L135 197H133V199L131 198L132 194H133V196H135L139 192H141L140 193V197H141L142 196V189L141 188H139L141 191L138 189L139 190L138 192L136 190L137 193H135V190L133 191L134 192L133 193L130 190H133L135 188V185L132 186V187H134L133 189H131V186H130L129 187L130 189L128 188L129 190H126V189L125 190L127 192L129 191L128 194H130L131 197H129V196L126 197L125 196L127 194V193L125 194L126 191L124 192L122 190L124 192V194L122 193V195L120 194L119 197L113 198L114 194L111 193L112 191L110 192L109 189L105 188V187L109 188L108 186H110V185H108L109 183L106 184L107 181H105L106 182L105 183L106 186H103L104 185V181H102L103 185H101L102 182L101 183L100 182H96L95 181L96 179H95L94 181H95L96 184L93 185V183L91 184V182H93V181H91L92 178L91 179L88 178L90 175L86 176L87 173L83 174L82 172H84V171H81L78 168V170H80L81 173L78 171L79 173L77 172V174H75L76 172H74V174H73L74 176H70L69 175L70 177L68 175H66L64 179L68 180V184L67 183L66 184H64V183L62 184V182H61V186L56 185V188L53 186L55 188L54 191H52L53 189H51L52 186H49L50 190L48 189L47 185L46 186H41V191L44 193L43 196H45V198L41 199L43 197H40V199H41L40 200L39 196H38V192L39 191H37V188L36 189L34 187L32 189L28 188L29 189L28 190L29 192H28L27 191V187L26 186H22L23 183L25 182L24 180H27V179H23V177L26 176L24 173H22V171H24L23 169H22L21 173L24 174L25 176L23 175L22 177L20 176L19 178H15L16 180L17 179H21V181L18 180V184H17V181H16V183H15V181L11 182L12 181L11 179L13 178L12 176L14 175V177H16L17 174L15 175V174L11 173L12 171L8 172V170L11 169L13 166L11 167L9 165L11 167L9 169H8V167H7V169L4 168L8 164L5 165V163H4V162H7V160L2 155L3 151H5V153H8V154H9L8 151L10 149H12V148L13 149L17 148L18 151H19V149L21 147V143L23 142L22 141L21 143H19L17 141L18 144H16ZM36 141H34V143H33V141H31L32 143L30 141H28V142H30V144L34 145L36 143ZM145 141L148 142L147 140H145ZM45 142H46V140H45ZM130 142H132V143H130ZM140 142H142V144H143V139ZM150 142H148V143H150ZM23 143H22V145H24ZM61 143H60V145H61ZM129 143L132 144V146H134L135 145L134 143H136V142H133L132 139H131V140L128 141V143L126 142L125 144H127L129 146ZM15 144L17 145V147H16ZM125 144L123 146H125ZM155 144H151V145H155ZM178 144H180V143H178ZM13 145H15V147H12ZM25 145H26V142H25ZM46 145H50V144L47 143ZM60 145L58 144V146H60ZM63 145L66 146L65 144H63ZM63 145H61V146H63ZM29 146H31V145H29ZM97 146H96V148H97ZM128 146L125 147V150H126V148H128ZM139 146L136 145V147H138V148H139ZM141 146H144V145H141ZM158 146H159V148H162V150H163V146H161L160 143L158 144ZM35 147H37V146H35ZM38 147L41 148L40 146H38ZM46 147H49V146H46ZM60 147H59V149H60ZM136 147H134V148L137 149ZM151 147H154V146H151ZM7 148L8 149L10 148V149L7 151V150H5ZM21 148L23 149L24 147L22 146ZM27 148H28V150L26 149L27 151L24 149L26 152L20 149L21 150L20 151V155H22V157L24 155L32 152L31 149H30L31 152L29 150L30 147H27ZM31 148H32V146H31ZM129 148H131V147L129 146ZM154 148H152V150L155 151L154 156H153V154L151 155L152 152L148 151L150 148L149 149L148 148L145 149V147H142V149L140 148L141 149L140 150L141 153L145 154L144 157H146V154L147 155H149V154L151 155V156L149 155V157H151L150 159L146 157V161H148L147 159H149V160L152 159L153 160L152 156L155 159L156 150ZM159 148H157V151H159ZM184 148H185V146H184ZM43 149L44 148H41V150H43ZM48 149H51V148H48ZM115 149H117V148L115 147ZM119 149H120V147H119ZM33 150H34L33 152L35 154V149H33ZM63 150H66V147H64V149H62V150H59V151H61V153L64 154V157H65V160H66L67 156H69V155L65 154L66 151H63ZM129 150H131V149H129ZM132 150H134V149H132ZM12 151H15V150H12ZM117 151L115 152L116 154H117ZM122 151H124V149ZM136 151H138V150H136ZM134 152H133L132 155L135 154ZM172 152L174 153V150ZM14 153H13V155H14ZM124 153L126 154V152H124ZM16 154H19V153H16ZM16 154L14 155L16 157H13V156L11 157V155H10V157L12 159L13 158L17 159L18 156ZM241 155L242 154L239 155V153H236V152L232 153V157L235 160L238 159V158H243V156H241ZM26 156H24V157H26ZM135 156H137V155H135ZM10 157H6V158H10ZM22 157H20V158L22 159ZM160 157H162V155ZM258 158H257V160H258ZM16 159H15V162H16ZM137 159L135 161L138 162ZM144 159H142V160H144ZM156 159H157V157H156ZM174 159H176V158H174ZM18 160H19V157H18ZM20 161L21 160H19V162ZM146 161H143V164L148 163ZM194 161H195V159L193 160V162ZM193 162H192V164H193ZM8 163L12 164L10 161ZM132 163H133L132 165H133L134 168H135L136 164L137 165L141 164V163H139V164L135 163L133 161H132ZM134 163H135V165H134ZM255 163H256V161H255ZM261 163H262V161H261ZM143 164H141L142 166L140 165L141 168L143 167ZM150 164H151V162H150ZM150 164H147V165H150ZM15 165H17V164H15ZM18 166H20V165H18ZM15 167L16 166H14V168ZM20 167H23V165L20 166ZM145 167L142 168V170L139 167H137L138 169L136 168L135 170L136 171L141 170L140 171L141 175L142 174L145 175L146 174L145 171L148 169V166H147V169ZM18 168L16 167V171L18 170ZM72 168L74 170V168H76V167L74 166ZM152 170H154V169H152ZM25 171H27V170H25ZM71 171H72V169H71ZM13 172H15L14 169H13ZM140 172L139 173L137 172L138 176H139ZM137 173H136V175H137ZM133 174L135 175V173H133ZM71 175H72V173H71ZM136 175H135V178L137 177ZM153 175H155V174H153ZM121 177H119V178H121ZM144 177L145 176L141 177L142 181H140V179L139 180L137 178L136 179H137V181L144 182L145 181V180L143 181ZM153 177H155V176H153ZM128 178L129 177H127L125 180H127ZM152 178H150V179H152ZM194 178L196 180V177H194ZM222 178H224V177H222ZM64 179H63V181H64ZM130 179H131V177L129 178V180ZM144 179H146V177ZM66 180H65V182H66ZM111 180H113V179H111ZM162 180H163V178H162ZM224 180L226 182L228 181L227 178H225ZM100 181H101V179H100ZM134 181L137 182L136 180H134ZM231 181L233 182V179ZM10 182L13 183V184L15 183V185H16V188H15L14 191H11V187H13L14 185L11 186ZM111 182L113 184V181H111ZM123 182H125V181H123ZM249 182L246 184L247 187L249 186ZM150 183H153V182H150ZM150 183H148V184H150ZM185 183H187V182H185ZM192 183H194V182H192ZM137 184H138V182H137ZM141 184L142 183H140V185ZM203 184L201 183V185H203ZM243 184H244V181H243ZM63 185H65V186H63ZM113 186L114 185L110 186L111 187L110 190L113 188ZM144 186H145L144 184H143V186L141 185V187L143 189L145 188ZM151 187H152V185H151ZM123 188H125V187H123ZM12 189H14V187ZM112 190H114V189H112ZM119 190H121V189L119 188ZM228 190H229V188H228ZM231 190H232V188H231ZM240 190H242L241 187H240ZM222 193H223V191H222ZM107 194L111 195L112 198H111V196L107 197ZM263 195H264V193H263ZM138 197H139V194H138ZM143 197L145 198L146 195H144ZM112 199H113V202L115 201V203L117 201V204L114 203L112 205ZM137 199H135V200H137ZM230 199H229V202L231 201ZM259 199H260V201H259ZM198 200H197V202H198ZM205 201L202 200V202H205ZM106 202H109V204L111 203L110 205H112V206L109 207V206L105 205L107 207H105L106 209H104V211H103L102 210L104 208L103 204H105ZM142 202L144 203V200ZM202 202L201 201L198 202V205H199V203L201 204ZM229 202H228V204H229ZM194 204L195 203H193V205ZM234 204H236V205H234ZM101 207H103V208L101 209ZM136 208H137V206H136ZM194 208H196V207H194ZM198 208L196 209L197 211H198ZM254 208L256 209L255 214L259 215V218H257V226H258L259 230H257L256 232L255 231L251 232L250 230H248V226H249V224H251V223H253L255 221L254 219H252V214H251V212H253ZM120 209H122L123 211L120 210ZM128 209H129V207H128ZM200 209L202 211V208H200ZM101 210H102V212H100ZM125 211H126V209H125ZM204 211H202V213ZM190 215H191V213H190ZM138 217H140V216H138ZM140 219H141V217H140ZM145 219H146V217H145ZM145 219H141V220H145ZM147 220H149V219H147ZM198 220H200V218H198ZM149 221H151V220H149ZM167 223H168V219H167L166 225H170V223H168V224ZM179 223H181V222H179ZM195 223H198V222H195ZM136 225H138V226L136 227ZM200 225H201L200 227H202V224H200ZM197 226L199 227V223H198ZM203 229H204V231H203ZM138 232H140V231H138ZM201 240H204V241L202 242ZM204 242L206 243V245H203V244H205ZM201 243H203V244H201ZM19 247H20V249H19ZM183 254L185 255V259L184 260L181 258ZM186 254L189 255V259H186ZM9 257H11V258H9ZM146 257L148 259H150L151 256L150 255H146ZM147 264H150V263H147Z\"/></svg>",
  "mask_w": 264,
  "mask_h": 264
}]
</instances>
